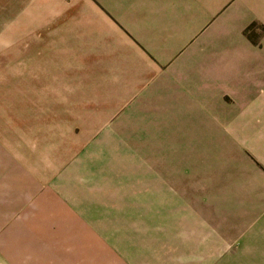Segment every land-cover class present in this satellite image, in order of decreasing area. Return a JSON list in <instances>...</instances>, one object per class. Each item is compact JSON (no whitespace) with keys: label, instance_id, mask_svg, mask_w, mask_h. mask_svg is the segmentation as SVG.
Returning a JSON list of instances; mask_svg holds the SVG:
<instances>
[{"label":"crops","instance_id":"1","mask_svg":"<svg viewBox=\"0 0 264 264\" xmlns=\"http://www.w3.org/2000/svg\"><path fill=\"white\" fill-rule=\"evenodd\" d=\"M53 2L0 264H264V0Z\"/></svg>","mask_w":264,"mask_h":264},{"label":"rangeland","instance_id":"2","mask_svg":"<svg viewBox=\"0 0 264 264\" xmlns=\"http://www.w3.org/2000/svg\"><path fill=\"white\" fill-rule=\"evenodd\" d=\"M53 6V0H0V161L26 159V121L39 115L26 111L28 100L38 99L31 96L26 102V77L38 71L40 59H53V43L38 32L44 8Z\"/></svg>","mask_w":264,"mask_h":264},{"label":"trees","instance_id":"3","mask_svg":"<svg viewBox=\"0 0 264 264\" xmlns=\"http://www.w3.org/2000/svg\"><path fill=\"white\" fill-rule=\"evenodd\" d=\"M258 27L261 31L264 30V28H262L261 26H257V24L253 23L251 25H249L244 31L243 34L246 36V38L248 40H250L251 42H253L254 44H257V35L254 34V32L252 31L253 28Z\"/></svg>","mask_w":264,"mask_h":264}]
</instances>
